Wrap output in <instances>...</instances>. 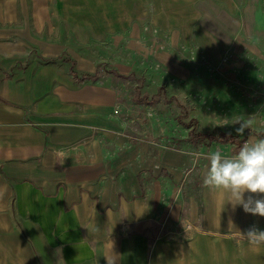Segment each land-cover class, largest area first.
<instances>
[{
  "label": "crops",
  "instance_id": "1",
  "mask_svg": "<svg viewBox=\"0 0 264 264\" xmlns=\"http://www.w3.org/2000/svg\"><path fill=\"white\" fill-rule=\"evenodd\" d=\"M230 1L205 0L201 17L219 27L191 35L221 78H264L260 4L243 27ZM5 3L15 2L0 0V264H106L111 239L119 264H264V245L253 252L244 236L264 216L203 185L216 142L244 139L189 134L180 147L158 123H132L118 85L128 76L97 72L66 39L30 37L35 12Z\"/></svg>",
  "mask_w": 264,
  "mask_h": 264
},
{
  "label": "rangeland",
  "instance_id": "2",
  "mask_svg": "<svg viewBox=\"0 0 264 264\" xmlns=\"http://www.w3.org/2000/svg\"><path fill=\"white\" fill-rule=\"evenodd\" d=\"M13 1L5 3L4 9L11 6L9 10L36 14L34 25L24 27L29 29L30 37L40 38L44 32L53 47L64 44L66 39L70 52L98 64L97 72L100 69L128 76L118 85L122 101L128 104L125 118L132 123H158L165 134L160 136L175 134L169 136L172 141L178 139L180 147L185 143L181 141L189 137V126L236 134L237 118L251 121V127L239 135L245 141L243 145L264 138L253 133L264 131V78H221L218 76L221 67L209 62L199 46V36L195 42L191 35L193 27L206 30V23L219 27L217 21L221 20L201 17L199 8L204 10L205 0ZM230 2L235 5L243 27L249 19L252 23L250 15L246 17L247 7L256 9L259 3L264 17V0ZM259 22L264 25V18ZM35 52L39 54L37 49ZM233 52L230 50L223 56L225 62ZM174 57L181 65L175 70ZM243 69L246 74L247 68ZM216 144L223 153L234 155L239 150V145L229 142Z\"/></svg>",
  "mask_w": 264,
  "mask_h": 264
},
{
  "label": "clouds",
  "instance_id": "3",
  "mask_svg": "<svg viewBox=\"0 0 264 264\" xmlns=\"http://www.w3.org/2000/svg\"><path fill=\"white\" fill-rule=\"evenodd\" d=\"M234 131L243 135L251 127V121L237 118ZM208 166L203 178V185L227 196L235 208L242 205L247 213L264 216V198L252 194H264V138L244 144L234 155H226L216 150L207 156ZM245 193H249L245 198ZM231 225V220L229 221ZM251 246V251H258L264 245V230L250 227L244 234ZM106 264H119L120 254L115 251V242L111 239L105 245Z\"/></svg>",
  "mask_w": 264,
  "mask_h": 264
},
{
  "label": "trees",
  "instance_id": "4",
  "mask_svg": "<svg viewBox=\"0 0 264 264\" xmlns=\"http://www.w3.org/2000/svg\"><path fill=\"white\" fill-rule=\"evenodd\" d=\"M253 133L258 135L259 137H264V131H253ZM190 134L194 140H221L232 141L235 143H241L243 141V139L238 134H233L231 132L222 131L219 129H213L210 132H202L196 127H193Z\"/></svg>",
  "mask_w": 264,
  "mask_h": 264
}]
</instances>
